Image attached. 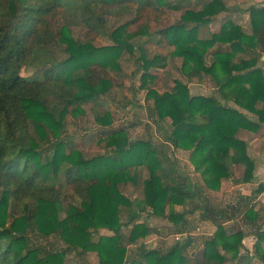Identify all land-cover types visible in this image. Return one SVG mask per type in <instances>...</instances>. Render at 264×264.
<instances>
[{"label": "trees", "instance_id": "trees-1", "mask_svg": "<svg viewBox=\"0 0 264 264\" xmlns=\"http://www.w3.org/2000/svg\"><path fill=\"white\" fill-rule=\"evenodd\" d=\"M62 4L77 12L89 32L102 30L106 18L134 17L109 32L112 45L96 46L92 38L80 41L67 24L59 25ZM67 4L65 0H0V264H67L68 253L78 261L85 252H94L98 264H264V222L253 234L252 254L247 251L243 257L245 233L225 228L236 218L238 206L217 208L206 196L207 191L220 190L221 182L232 176V166L242 169L241 183L255 177L254 161L237 133H256L264 124V74L257 54L264 53V7L250 9L249 35L225 23L218 32L200 38L199 28L226 11L222 0H211L197 11L185 9L179 22L158 28L152 23L177 8L171 0ZM138 37L171 50L150 54L144 45L133 43ZM214 46L218 48L209 54ZM59 47L65 53L61 60L51 56ZM136 51L140 89L146 92V103H151L147 109L157 124L169 119L163 139L173 149L189 153L201 185L190 183L175 161L151 141L130 138L126 129L110 131L100 139L103 152L90 157L72 149L62 137L66 116L83 115V104L99 101L113 89L110 72H121L123 54ZM245 51L255 55L237 60V54ZM174 59L180 60L179 71L185 77L209 78L219 98L233 101L257 120L215 95H193L179 79L152 73L166 72ZM27 67L41 69V78L24 76ZM160 78L165 86L170 83L162 91L156 87ZM94 121L109 126L113 114L105 109ZM144 169L147 177L140 181ZM128 184L141 186L142 199L131 200L122 193ZM262 191L260 184L252 196ZM185 204L215 226L199 259L188 256V241L167 250L141 245L137 253L129 252L128 245L154 232L149 218L182 225L187 212H176L174 207ZM122 211L126 223L121 222ZM257 219L253 205L241 216L245 224ZM128 224L132 227L125 243L121 232ZM101 230L111 235L100 234ZM35 241H45L47 247Z\"/></svg>", "mask_w": 264, "mask_h": 264}, {"label": "rangeland", "instance_id": "rangeland-1", "mask_svg": "<svg viewBox=\"0 0 264 264\" xmlns=\"http://www.w3.org/2000/svg\"><path fill=\"white\" fill-rule=\"evenodd\" d=\"M71 0H65L66 4L67 2H70ZM62 12L59 19V25L65 23L68 25L72 35L74 38L85 41L88 37L92 38V42L96 46H103V45H112V42L109 38V32L117 27L118 25L126 22L129 19H132L134 17L133 14H130L128 16H125L121 19L119 18H106V21L104 23V28L102 30H99V32H89L88 28L79 20L78 14L75 10L69 11L65 4H62ZM68 5V4H67ZM171 15V17L176 18V14L167 12L166 15L161 19V22H158L157 24L152 23L153 28L158 27H165L168 26L165 22V20L168 18V16ZM172 18H170V21H172ZM171 23V22H170ZM151 32H153L151 30ZM137 46L144 45L145 49L151 54H158V53H169L171 48L158 45L154 42H148L146 37H138L133 42ZM138 52L136 51L131 56L127 53H124L122 58L120 59V65H121V72L115 73L110 72V75L114 77L115 79V86L113 89H111L107 94L104 96H101L99 101L93 102V103H86L83 104L84 108V114L79 115L76 118H72L70 115H67L64 121V131L62 132V137L65 138V141L72 147V149H78L80 150L85 156L90 157L93 155H96L98 153L103 152V143L101 142V137L104 136L103 131H107L106 129L103 130L102 128H106L103 126H97L95 124L94 118L96 115H100L103 110H108L113 114L114 119V125L118 128L116 129H126L128 135L130 138H137V139H143V140H149L152 142V144L160 145V140L163 139V130L168 131L170 121L169 119L165 120L164 122H160L159 124L156 123V120L154 118V115L147 109L151 106V103H146L145 101V90L140 89V73H136V68L140 66V63L137 64V57ZM54 59H63L65 57V53L62 50V47L55 48L51 54ZM39 57H42L41 54H39ZM40 61V60H39ZM179 65L180 60L174 59L170 62L168 68L166 69V72H162L160 70H152V73L155 75H161L160 77H163L162 74H167L169 78L173 79H179L183 83L189 85L190 92L197 93V91L202 92L203 94H210L212 92L211 85L207 79V77H203L204 79L194 80L192 83L196 84L198 81V84L201 85V87H196L191 84V79H188L185 77L180 71H179ZM42 70L41 69H34L31 67L25 68V70L22 72L24 76L30 77V78H38L40 79L42 76ZM165 78V77H164ZM165 80V79H164ZM171 80V81H172ZM170 84V83H169ZM168 85H164V81L160 78V80L157 83V88L159 91H162L167 88ZM200 88V90L198 89ZM112 124L109 126L111 127ZM159 125L161 128H159ZM112 128V127H111ZM110 130V129H109ZM107 133V132H106ZM34 135V134H33ZM158 136V138H157ZM35 139L37 140V135H34ZM188 153V152H187ZM187 160L189 162V153ZM190 164V162H189ZM191 165V164H190ZM192 166V165H191ZM142 172L140 175V181L144 180L147 177L146 170H141ZM182 173H187L186 171H182ZM134 194L139 197L141 193V186H136L134 189ZM239 193L238 189L234 190H226L225 194L227 195H220L218 197L216 196H210L209 199L213 201L212 205H217V207H224L226 204L229 203H235V199L237 197V194ZM226 196V197H225ZM136 200L138 198H135ZM68 201V200H67ZM64 202V206L66 202ZM63 216V213H61ZM193 217V216H191ZM192 222L197 220L196 217L192 218ZM199 221V220H197ZM124 222V221H123ZM242 223H238V226H240ZM234 227L235 229H239L240 227ZM234 229V231H235ZM104 233V232H103ZM123 235V238L125 239L124 242L126 243V238L124 232H121ZM111 235V232L108 233ZM98 237V234L96 233L94 235V240H96ZM54 239V237H53ZM52 238L49 240L51 243L54 241ZM36 244H39L42 248H46V242L45 241H35ZM247 242V241H246ZM58 246L61 247L62 244L58 241ZM194 251L188 252V256L191 257L192 260H196L200 258L201 252L199 251L200 243L195 242L194 245ZM242 256L244 257L247 254V250H244L241 252ZM68 259V257H70ZM89 257L87 260L89 261V264H95L97 261V257L94 252L92 254L88 255ZM67 259L69 260L68 264H74L73 260L76 259L74 253H68ZM78 260V259H77ZM251 264H258V262H253Z\"/></svg>", "mask_w": 264, "mask_h": 264}, {"label": "crops", "instance_id": "crops-1", "mask_svg": "<svg viewBox=\"0 0 264 264\" xmlns=\"http://www.w3.org/2000/svg\"><path fill=\"white\" fill-rule=\"evenodd\" d=\"M209 1L211 0H171V2L175 4L177 8L174 10H167V12L176 14L177 17L172 18L171 15H169L164 23H166L167 25H171L172 23L179 22L180 16L185 9H192L197 11L200 10L202 6ZM222 2L226 7V11L214 16L211 19V21L208 23V25L200 27L198 30V36L200 38L209 37L212 33L218 32L225 23H232L234 25H237L241 28L243 33L247 35L251 34L252 26L250 19V9L263 8L264 0H222ZM170 18H172V21H170ZM217 48H218L217 46H214L209 51V54L212 53ZM257 54H259L258 67L262 69L264 74V59H263L264 53L261 54L258 53L257 51ZM254 55L255 53H252L251 51L239 52L237 54V60L250 59ZM210 60H211V56L208 55L207 63H209ZM166 69L165 71H167ZM199 79H204V78H193L191 80L190 86L192 84L196 87H201V85L198 84L199 81L196 84L192 83L194 80H199ZM207 79L212 89V92L210 94L206 95L199 91H197V93H192V92L191 93L193 95H202V96L215 95L216 97H218L221 103L227 104V106L239 110L251 120H257L255 115L240 109L233 101H225L219 98L215 84L209 78ZM198 89L200 90V88ZM260 107L261 104L260 103L257 104V108L259 109ZM111 127L108 126L106 128H102L103 130L106 129L107 131H103L105 133L104 136H102L101 138L107 136L110 133V131H113L116 128H118L114 125V119ZM237 137L246 143L247 154L254 161V165H255L254 179L250 183H241L239 180L241 178L242 169L240 167L232 166L231 167L232 176L229 179L223 180L221 182L220 190L218 192L207 191L206 196L209 199L210 196L218 197L220 195L221 196L226 195L225 192L228 189L231 191L234 189L239 190L237 197L233 199V201L235 200V203H231V205H229L228 203L224 207L220 206L219 208H229L230 210V208L238 206L236 218L234 220H230L226 222L225 228L227 229V231L228 230L234 231L235 229L234 227L237 228L238 223L239 222L242 223L238 227H240L239 229H241L245 233L243 246L245 250H247L250 254H252L253 245L255 242V238L253 234L255 233L256 229L259 226H261L264 222V124L261 125L260 129L256 133H251L247 130H240L237 133ZM133 139H137V138H133ZM160 142H161L160 145H155V146L153 145V146L157 150L162 151L165 155H167L170 158V160L175 161V163L180 168L181 172L186 171L187 173H184V175L188 178L190 183L192 184L196 183L198 185H201V180L199 175L194 172L193 167L189 164L187 160L188 153L186 151H182L179 149L176 150L173 149V147L169 143L163 141L162 139L160 140ZM260 184L263 185V191L260 194L253 197L252 196L253 191H255ZM134 188L135 187H133V185L131 184L125 185L122 187V193L131 200H135V198L142 199L141 193L139 197H137L134 194V190H133ZM209 201L213 204V201H211L210 199ZM250 205L254 206L255 212L258 213V219L253 223L245 224L241 220V216L243 212L246 210V208ZM213 206L217 207V205H213ZM174 210L176 212H183V211L187 212L185 222L182 225L173 226L170 222H168L166 219L163 218H155V217L149 218L147 220L148 225L154 229V232L150 233L144 239H139L135 243L128 245L129 252L137 253L138 247L141 245H143L147 249L167 250L176 243L173 240L174 235L183 234L192 231L197 226L203 227V233L197 235L191 240H188L189 244H188L187 253L194 251V247L192 245H194L195 242L200 243L199 251L202 252L204 241L207 240L209 237H211V235L215 231L214 224L210 220L200 219V211L198 210L191 211V206H189V204H185L184 206H175ZM191 216L196 217L197 220L199 221L196 220L193 223L192 222L193 217ZM126 221H127V215L124 211H122L121 222L126 223ZM131 227H132L131 224H128L126 227H123L122 232H124L123 234L126 233L125 238L128 237ZM99 233L103 235H109L108 233L110 232L107 230H101ZM244 249H242L241 252L244 251ZM90 254H92V252L82 253L80 256V260L73 261L74 264H89L87 258L89 257L88 255ZM69 258H71V256L68 257V259ZM68 263L69 262H67V264ZM95 264H98V261H96Z\"/></svg>", "mask_w": 264, "mask_h": 264}, {"label": "built area", "instance_id": "built-area-1", "mask_svg": "<svg viewBox=\"0 0 264 264\" xmlns=\"http://www.w3.org/2000/svg\"><path fill=\"white\" fill-rule=\"evenodd\" d=\"M203 233V227L202 226H197L194 230L183 233V234H178V235H174L173 236V240L176 243H184L188 240L193 239L194 237H196L199 234Z\"/></svg>", "mask_w": 264, "mask_h": 264}, {"label": "water", "instance_id": "water-1", "mask_svg": "<svg viewBox=\"0 0 264 264\" xmlns=\"http://www.w3.org/2000/svg\"><path fill=\"white\" fill-rule=\"evenodd\" d=\"M263 59H264V56H263Z\"/></svg>", "mask_w": 264, "mask_h": 264}]
</instances>
